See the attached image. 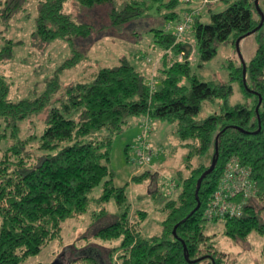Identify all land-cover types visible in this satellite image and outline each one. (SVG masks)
Here are the masks:
<instances>
[{
  "label": "trees",
  "instance_id": "16d2710c",
  "mask_svg": "<svg viewBox=\"0 0 264 264\" xmlns=\"http://www.w3.org/2000/svg\"><path fill=\"white\" fill-rule=\"evenodd\" d=\"M254 1L235 0L221 12H210L205 24L202 13L194 18L191 35L200 64L210 61L219 45L231 43L235 47L237 39L257 27L261 12ZM69 2L88 10L107 5L109 25L114 30L143 25L150 17L169 23L178 18L175 10L180 5L179 0H38L34 40L67 43L72 56L57 68L45 91L36 98H10L12 83L0 73V146L6 145L0 157V264H23L38 255L60 237L63 223L87 213L93 202L90 196L99 186L97 202L114 199L118 205L113 221L95 233L104 243L117 244L111 249L119 252L114 264H223L226 254L218 249L215 235L207 234L219 221L208 223L203 212L232 158L250 169L257 195L244 205L240 218L222 221V235L235 242L257 233L263 238L264 259V38L259 39L254 56L245 66L244 84L242 67L230 64L232 79L238 81L245 96L242 103L229 104L233 93L230 85L198 79L185 58L191 51L186 39L177 42L164 28L151 25L148 31L153 43L164 54L156 69L158 79H153V91L143 73L122 58L111 68H101L91 81L67 87L55 104H49L59 90L58 72L84 60L75 44L92 33L90 24L78 22L65 11ZM25 3L0 1V64L11 60L17 44L4 36L5 27ZM180 53L185 54L183 62L177 61ZM207 101L220 104V112L199 119ZM42 113L46 118L41 133L22 138L20 126ZM134 117L141 118L142 132L144 121L149 119L173 125L174 136L189 149L183 170L177 173L180 190L158 209L165 218L160 233L152 236L141 231L146 213L129 212L125 188L114 186L115 174L110 168L114 138ZM141 135L124 149L128 162ZM145 140L147 143L146 136ZM31 143H36L35 149ZM152 152L150 161L157 155ZM214 155L215 167L203 178L196 199L198 179L209 169ZM152 176L145 170L132 180L140 182ZM197 203L199 208L191 214ZM76 256L72 263L86 260Z\"/></svg>",
  "mask_w": 264,
  "mask_h": 264
},
{
  "label": "rangeland",
  "instance_id": "374dc122",
  "mask_svg": "<svg viewBox=\"0 0 264 264\" xmlns=\"http://www.w3.org/2000/svg\"><path fill=\"white\" fill-rule=\"evenodd\" d=\"M5 2L6 0H0ZM122 3L123 0H116ZM235 0H216L201 8V22L208 23L210 12L218 13L225 10ZM202 0H190L189 4H181L176 8L178 18L169 21L175 26L181 19L182 11L185 8H199ZM38 0H26L21 10L15 14L9 22L4 36L14 40L17 44L13 49V57L0 64V73L5 75L12 83L10 87V98L39 97L47 84L53 78L56 70L64 61L72 56V50L67 43L54 41L50 44H43L35 41L32 33L35 31V18L37 16ZM187 6V7H185ZM261 12L259 18H263L260 31L246 36L239 42V49L231 43H224L217 47L216 55L207 62L200 64L198 52L193 42L191 30L185 35L189 45H192V72L203 82H214L218 85H230L233 93L229 98V104L244 102L245 96L242 93L237 80L232 79L233 69L247 65L255 54L260 38H264V0H258L257 5ZM107 5H100L94 9H79L69 2L65 11L77 17L78 22H84L92 26L91 36L78 41L75 44L76 50L85 56L79 64L70 69L61 70L59 76V90L52 95L49 104H55L63 94L64 90L76 83L89 82L101 68H111L117 65L122 58H126L146 78L158 79L156 69L161 65L163 52L153 43L152 32L148 29L151 25L164 28L168 23L153 21V18L143 20V25L127 26L121 30H114L109 25ZM155 10V9H154ZM151 22V23H150ZM0 30L3 27L0 25ZM140 33L136 37L133 33ZM155 46V49L153 48ZM192 51V48H191ZM149 61V62H148ZM201 65V66H200ZM152 76V77H151ZM218 103L205 102L198 118H205L214 112L219 113ZM46 113L34 116L24 122L21 128V137L26 138L31 134H40L43 130V122ZM141 118H132L130 124L122 134L116 136L113 142L110 168L115 174L114 186L124 187L127 195V207L130 213L142 211L146 213V219L142 222L141 231L150 236L160 233L161 222L165 218L162 211H158L165 202L177 195L180 190L178 184V171L183 170L186 162L188 147L182 146L181 142L173 134L174 126L157 119H149V131L146 133L147 143L150 151H156L147 167L139 166L127 161L124 149L134 144L138 134ZM6 145L0 146V157ZM35 149L36 143L30 144ZM194 165L196 162L193 163ZM149 170L153 176L140 182L132 179L138 173ZM101 195V187H97L91 194L92 203L86 214L79 218L67 220L63 223L60 237L43 247L40 253L30 257L23 264H50L55 260L72 257L79 254L85 261H76L71 264H91L90 260L102 247V252H110L112 261H116L119 252L111 250L117 244L107 242L95 236V233L102 227L113 221L118 212V205L114 199L101 204L97 200ZM255 201H253L254 203ZM106 213L105 216H101ZM222 221L217 224H210L208 235H215L218 242V249L226 254L222 259L223 264H264L262 246L263 238L257 233H251L244 241H232L222 235ZM77 257V256H76ZM70 258V259H69ZM65 264L67 261H64Z\"/></svg>",
  "mask_w": 264,
  "mask_h": 264
},
{
  "label": "built area",
  "instance_id": "2783aa9c",
  "mask_svg": "<svg viewBox=\"0 0 264 264\" xmlns=\"http://www.w3.org/2000/svg\"><path fill=\"white\" fill-rule=\"evenodd\" d=\"M179 2L181 4H189L190 0H179ZM210 2L211 0H202L198 9H195V7L185 8L181 13V19L177 21L175 26H172L171 23L165 25V32L173 34L177 42L185 41V35L191 30L194 18L201 13V8ZM190 46L192 48L190 54L185 57L184 53H180L177 57L178 62H183L185 58L189 62L192 60L194 50L192 45ZM166 54L171 57L170 51H167ZM148 84L153 91L155 81L151 79ZM148 125V120H145L142 126V135L136 140L133 154L129 155L130 163L141 166L148 164L153 155L145 140L146 133L149 131ZM250 175V169L242 166L237 159L232 158L227 163L223 177L203 212V218L208 223L217 220L238 219L242 216L244 205L257 195V190L253 182H251Z\"/></svg>",
  "mask_w": 264,
  "mask_h": 264
},
{
  "label": "water",
  "instance_id": "95a60500",
  "mask_svg": "<svg viewBox=\"0 0 264 264\" xmlns=\"http://www.w3.org/2000/svg\"><path fill=\"white\" fill-rule=\"evenodd\" d=\"M257 1H258V0H255V1H254V4H255V5H257ZM259 16H261V13H260ZM262 23H263V18H260V21H259V24L257 25V27H256L253 31H251L249 34H247V35L254 34V32H256L258 29L261 28ZM239 42H240V39H237V40L235 41V48L237 49V51H238V49H239ZM245 66H246V65H244V64H243V66H242V76H243V77H242V80H243V84L245 83V72H246ZM256 111H257V108H256ZM216 153H217V145L215 144V154H216ZM214 167H215V155H214V157L212 158V162H211V165H210L209 169H208L207 171H205V172L201 175V177L198 179V185H197V188H196V191H195V197H196V199H197V193H198V190H199V187H200V184H201L203 178L205 177L206 174L211 173V172L213 171ZM199 206H200V204L197 203V206H196L195 209L191 212V214H192L193 212H195V210H197V209L199 208ZM50 264H63V263H62L60 260H55V261H53V262L50 263ZM212 264H214V263L212 262Z\"/></svg>",
  "mask_w": 264,
  "mask_h": 264
},
{
  "label": "flooded vegetation",
  "instance_id": "af4514ba",
  "mask_svg": "<svg viewBox=\"0 0 264 264\" xmlns=\"http://www.w3.org/2000/svg\"><path fill=\"white\" fill-rule=\"evenodd\" d=\"M104 247L100 248L94 256L91 258L92 262L91 264H114L115 261H112L110 257V251H107V253L102 252ZM60 261L65 264L64 261H67L66 264H71L72 261L68 260L66 257H63L60 259Z\"/></svg>",
  "mask_w": 264,
  "mask_h": 264
}]
</instances>
